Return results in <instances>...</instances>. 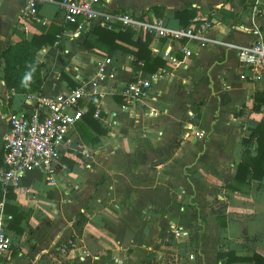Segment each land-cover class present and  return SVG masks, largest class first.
Listing matches in <instances>:
<instances>
[{
  "label": "crops",
  "instance_id": "1",
  "mask_svg": "<svg viewBox=\"0 0 264 264\" xmlns=\"http://www.w3.org/2000/svg\"><path fill=\"white\" fill-rule=\"evenodd\" d=\"M59 1L40 4V21L21 25L24 0H0V54L52 23L62 25ZM100 6L163 19L172 28L183 27L174 12L188 9L193 19L212 24L191 41H151L153 55L165 43L173 59L160 56L166 68L156 71L153 98L137 110H121L115 93L96 95L100 113L94 118L106 134L84 141L75 124L70 143L61 148L63 173L55 184L39 170L19 179L14 198L4 202L29 217L20 222L22 233L13 231L2 264H253L248 259L254 253L264 257V176L237 190L227 185L244 151L256 155L255 140L244 145L242 139L264 121V103L259 112L252 110L255 93L264 90V69L241 65L235 49L249 42L252 23L264 27V0H105ZM152 7H160L161 15ZM100 21L62 27L58 41L38 51L45 77L39 92H9L0 77V166L11 112L28 108L24 101L32 96L71 86L61 73L74 82L95 76L94 60L108 56L92 33ZM132 58L116 53L107 71L127 78ZM195 130L202 136H193ZM171 226L184 237L176 239Z\"/></svg>",
  "mask_w": 264,
  "mask_h": 264
},
{
  "label": "built area",
  "instance_id": "2",
  "mask_svg": "<svg viewBox=\"0 0 264 264\" xmlns=\"http://www.w3.org/2000/svg\"><path fill=\"white\" fill-rule=\"evenodd\" d=\"M52 0H24L18 23L40 21L38 7ZM105 0H60L62 27L73 24L82 29L93 20L100 18L101 23L110 30L135 31L140 36L148 35L151 41L164 40L165 43L201 37L211 26L207 19L195 18L186 27H169L163 19H148L143 14L125 10L120 13L105 11L100 5ZM253 14L256 7L253 6ZM250 40L247 44L235 46L237 59L245 67L264 69V27L252 23L249 29ZM164 43V44H165ZM161 45L157 55L167 62L173 59L170 47ZM185 57L191 51L182 48ZM96 73L90 79L79 76L75 78V86H66L53 95H36L24 101L28 107L21 111L11 112L7 116L9 129L4 136L5 152L0 166V183L3 186H18L19 179L26 173L39 170L50 184H55L63 173L60 155L61 148L70 143L74 127L87 109V99L91 94L102 97L107 92L119 95L122 102L119 108L123 111L137 110L145 100L153 98V84L159 78L155 72L144 75L142 63L134 65L127 78H117L114 72L107 71L112 60L104 56L94 60ZM80 101L82 105H80ZM136 108V109H135ZM96 107L94 117L99 118ZM193 136H202L201 131H193ZM8 216L4 212V201L0 202V264L2 257L11 252V237L6 229ZM175 238L184 237L185 232L179 227L171 226ZM65 250L66 246H61ZM177 260V258H175Z\"/></svg>",
  "mask_w": 264,
  "mask_h": 264
},
{
  "label": "trees",
  "instance_id": "3",
  "mask_svg": "<svg viewBox=\"0 0 264 264\" xmlns=\"http://www.w3.org/2000/svg\"><path fill=\"white\" fill-rule=\"evenodd\" d=\"M150 10L154 11L156 16L161 15L160 7H152ZM193 10L175 11L174 17L178 20L179 24L186 27L191 24L192 19L195 17ZM71 27L75 28L73 24ZM62 25L52 23L49 25L47 31L41 34H35L30 40L22 39L18 42L8 44L0 54L1 74L6 90L13 91L17 94H34L42 89L44 84V63L38 58V51L44 46H52L57 41L62 33ZM92 33L96 34L100 46L106 50V53L111 58L112 63L114 55L130 54L132 64L137 65L142 63V70L146 73H155L158 69L166 68L165 61L159 55H153L150 44L151 38L144 35L143 39H135V31L128 30H110L104 24H99L92 29ZM88 48H92L93 44L86 40ZM61 78L68 81L72 87L76 82L72 81L66 74L61 73ZM98 97L92 96L87 104V109L82 114L79 121L76 122V130L80 138L84 141L97 142L101 135L106 134V130L101 127V124L94 118L96 110V101ZM119 104L122 102L121 97L117 98ZM82 105V101L79 102ZM264 103V90L255 93L252 110L259 112L260 104ZM253 140L256 142V155L251 156V152L247 149L244 151V156L239 161L233 182L229 183L227 187L231 190L239 189V185L249 187L250 180L264 176V121L260 120L256 127L251 130L249 137H244L242 143L249 145ZM250 173L249 179H245L246 174ZM13 187L3 186L0 183V202L4 199L14 198ZM5 214H10L7 219L6 229L11 237L13 243L14 232L17 234L22 233L20 222L24 219L28 222L26 213L20 210L18 205H12L4 202ZM14 231V232H13ZM221 257V254H219ZM229 257V256H228ZM231 261L246 260L242 257L229 258ZM248 259V258H247ZM253 264H264V257L254 253L248 259Z\"/></svg>",
  "mask_w": 264,
  "mask_h": 264
},
{
  "label": "rangeland",
  "instance_id": "4",
  "mask_svg": "<svg viewBox=\"0 0 264 264\" xmlns=\"http://www.w3.org/2000/svg\"><path fill=\"white\" fill-rule=\"evenodd\" d=\"M240 113H244V110H243V109H241V110H240Z\"/></svg>",
  "mask_w": 264,
  "mask_h": 264
}]
</instances>
